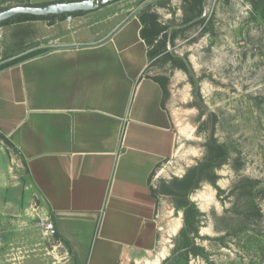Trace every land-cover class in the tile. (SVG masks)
<instances>
[{
  "label": "crops",
  "instance_id": "1",
  "mask_svg": "<svg viewBox=\"0 0 264 264\" xmlns=\"http://www.w3.org/2000/svg\"><path fill=\"white\" fill-rule=\"evenodd\" d=\"M114 3L71 22L7 24L29 25L21 51L0 26V64L42 50L0 69V134L8 140L0 138V217L19 214L24 197L35 201L76 264L152 254L157 199L149 178L175 149L138 14Z\"/></svg>",
  "mask_w": 264,
  "mask_h": 264
},
{
  "label": "rangeland",
  "instance_id": "2",
  "mask_svg": "<svg viewBox=\"0 0 264 264\" xmlns=\"http://www.w3.org/2000/svg\"><path fill=\"white\" fill-rule=\"evenodd\" d=\"M116 1V10L156 14L164 29L157 39L166 46L149 59L147 72L168 77L164 105L176 140L173 154L153 170L151 187L182 177L201 160L211 131L229 151L227 162L215 170L216 181H204L188 193L197 210V232L190 237L198 250L177 264H264V0ZM48 2L0 0V11ZM16 22L0 26L6 25L3 39L10 41L11 49L21 51L19 37L30 27L7 25ZM166 49L185 60L187 71L165 59ZM196 89L199 96L194 95ZM156 199V244L144 258L165 248L159 264H171L178 253L183 209L170 194ZM23 200L19 214L0 217V264H76L67 244L58 243L56 234H43L28 197ZM176 217L181 227L169 236ZM144 258L136 263L143 264Z\"/></svg>",
  "mask_w": 264,
  "mask_h": 264
},
{
  "label": "trees",
  "instance_id": "3",
  "mask_svg": "<svg viewBox=\"0 0 264 264\" xmlns=\"http://www.w3.org/2000/svg\"><path fill=\"white\" fill-rule=\"evenodd\" d=\"M194 3L201 4L202 0H194ZM26 4L29 5V3ZM83 13L85 12L79 11L73 13H66L58 16L50 15L48 17L22 14L14 16L6 21L0 22V25L5 24L11 20L20 22L30 19H53L55 17H65L67 14L79 15ZM138 18L141 22L140 36L148 46L147 56L150 59L152 56L158 54L163 46H166V43L164 41H159L157 39L164 29L158 22L157 15L154 13L143 12L138 15ZM174 37L175 33H172L170 36L171 40ZM149 46H151V48H149ZM41 51L42 50L25 53L19 58H15L11 61L0 64V69L5 68L6 66H9L13 63H16L19 60L26 59ZM165 59L171 61L176 67L187 71L186 62L179 55L173 54L172 52H169L166 49ZM151 78L158 82L161 86L163 93L161 103L164 106L165 99L169 94L168 77L165 75H155L151 76ZM191 83L195 85L194 80H192ZM194 92L195 96H199L198 89H196ZM201 124L202 122L200 123L199 128L203 127ZM0 138L8 142L4 135L0 134ZM228 157V148L225 144L218 142L211 131L210 135L206 138L205 154L201 160H199L195 165L189 167L182 177H175L172 179V181L162 180L159 184L158 189H154L153 187H151L152 195L155 198L158 196V194H170L174 198L176 207L183 209V226L181 227L179 232L180 240L176 248V251L178 253H176L175 258L171 262V264H177L181 260L186 263L187 254L191 251L192 253L196 254L198 250V247L192 243L190 237L191 233L197 232V210L194 204L189 201L187 197L188 193L197 189L200 184L204 181L214 183L217 179V174L215 173V170L224 165L227 162ZM152 173L153 171L151 172L150 176L152 175ZM56 236L59 235L56 234ZM186 247H188V249L182 250Z\"/></svg>",
  "mask_w": 264,
  "mask_h": 264
},
{
  "label": "water",
  "instance_id": "4",
  "mask_svg": "<svg viewBox=\"0 0 264 264\" xmlns=\"http://www.w3.org/2000/svg\"><path fill=\"white\" fill-rule=\"evenodd\" d=\"M114 1L116 0H59L41 5H15L0 11V22L22 14L48 17L79 11L90 12Z\"/></svg>",
  "mask_w": 264,
  "mask_h": 264
},
{
  "label": "built area",
  "instance_id": "5",
  "mask_svg": "<svg viewBox=\"0 0 264 264\" xmlns=\"http://www.w3.org/2000/svg\"><path fill=\"white\" fill-rule=\"evenodd\" d=\"M73 16L74 15L72 14H67L65 16V20L67 22H71L74 18ZM31 207L33 211H35L38 214V226L42 230L43 234L46 236H54L57 230H56L55 223L53 222L51 217L47 214H39L37 212V204L35 203V201L31 203Z\"/></svg>",
  "mask_w": 264,
  "mask_h": 264
},
{
  "label": "bare ground",
  "instance_id": "6",
  "mask_svg": "<svg viewBox=\"0 0 264 264\" xmlns=\"http://www.w3.org/2000/svg\"><path fill=\"white\" fill-rule=\"evenodd\" d=\"M179 127H180V132H181L182 127L181 126H179ZM180 227H181V219L179 217H176L174 222L170 225L169 230H167L169 232L168 235L169 236L174 235L180 229ZM165 256H166V249L163 248L156 255H154L152 258H144L142 260V263L143 264H159L161 259H163Z\"/></svg>",
  "mask_w": 264,
  "mask_h": 264
}]
</instances>
